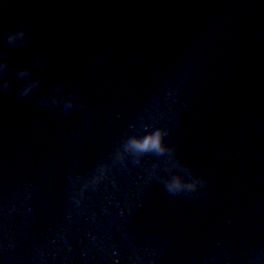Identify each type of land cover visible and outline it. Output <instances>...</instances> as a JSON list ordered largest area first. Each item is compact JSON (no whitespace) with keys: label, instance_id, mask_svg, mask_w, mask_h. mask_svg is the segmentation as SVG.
<instances>
[{"label":"water","instance_id":"1","mask_svg":"<svg viewBox=\"0 0 264 264\" xmlns=\"http://www.w3.org/2000/svg\"><path fill=\"white\" fill-rule=\"evenodd\" d=\"M0 264H264V0H0Z\"/></svg>","mask_w":264,"mask_h":264},{"label":"clouds","instance_id":"2","mask_svg":"<svg viewBox=\"0 0 264 264\" xmlns=\"http://www.w3.org/2000/svg\"><path fill=\"white\" fill-rule=\"evenodd\" d=\"M132 145L139 149L159 148L160 147V133L155 132L150 136H146L143 140H133Z\"/></svg>","mask_w":264,"mask_h":264}]
</instances>
